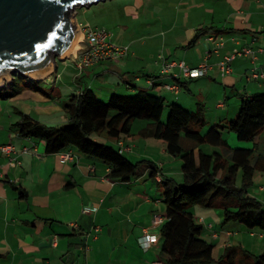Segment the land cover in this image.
<instances>
[{"label":"crops","instance_id":"0c3cea01","mask_svg":"<svg viewBox=\"0 0 264 264\" xmlns=\"http://www.w3.org/2000/svg\"><path fill=\"white\" fill-rule=\"evenodd\" d=\"M160 2L122 0L123 16L143 24L140 34L136 36L129 31L128 25L118 23L119 30L110 31L111 40L127 46V53L117 59L94 63L85 68V72L77 68L74 54L72 70H79L84 77L72 78V84L67 87V98L80 93L83 87L91 88L97 97L103 94L106 98L112 93L133 94L145 90L170 99L190 112H196L202 106L201 113L206 121L201 130L203 133L210 126L234 118L242 98L264 92V79L249 77L252 68L264 71V54L259 50L264 49V0H225L227 19L219 22L220 25H214L212 21L217 10L212 6L176 0V7H164ZM83 8L88 11L90 7ZM165 9H175L166 20ZM75 22L83 24L76 18ZM100 22L94 25L108 28ZM219 43L221 45L217 46ZM243 47L251 48L253 55L235 57L230 62V72L221 74L218 62ZM159 50L166 60H183L189 66L205 61L211 69L205 76L193 79L162 75ZM50 68L46 76L35 79L45 84L51 82L50 90L40 87L45 96L30 93V98L39 103L38 110L65 113L63 108L59 110L49 101L53 94L63 96L54 86L63 72H57V64ZM149 78L154 80L151 86L147 83ZM166 82L176 83L178 90L165 89L163 84ZM7 86L4 90L0 88V99L10 97L3 96L11 89ZM13 113L32 117L31 112L22 108H14ZM19 116L12 117L0 102V144L10 143L17 149V153L11 155L15 159L0 152V264H168L160 243L142 248L138 242L151 215L165 212L156 176L171 177L177 182L183 178L182 160L168 153L163 140L151 135L153 121L135 119L129 133L115 139L103 134L93 136L101 143L108 139L105 144L120 150L128 160L149 162L156 169L154 177L149 176L150 169L146 167L138 177L121 181L108 176V166L74 148L63 150L73 154L72 160L64 161L59 152L46 153L43 141L19 136L14 130V124L21 119ZM63 119L68 120L66 113ZM224 132L222 130L221 136L231 147L241 145L228 132L225 138ZM253 142L255 153L264 155V129ZM183 143L191 147L189 142ZM204 144L198 148L202 150ZM211 146L214 148L211 153L202 151L229 157V149ZM24 147L27 152H21ZM254 164L256 169L247 195L264 205V159H257L255 155L251 162ZM240 182L238 171L236 185L240 186ZM20 190L25 192L24 197L19 195ZM201 207L190 206L188 211L197 223L199 219L203 220L200 237L213 244L214 259L227 246L252 255L264 252L263 230L248 228L238 222L221 224L217 228L205 219L204 214L211 213L209 208L201 212L198 210ZM83 208L93 209L83 212ZM212 210L222 221L221 208L213 207ZM216 248H220L217 255L214 254Z\"/></svg>","mask_w":264,"mask_h":264},{"label":"trees","instance_id":"16d2710c","mask_svg":"<svg viewBox=\"0 0 264 264\" xmlns=\"http://www.w3.org/2000/svg\"><path fill=\"white\" fill-rule=\"evenodd\" d=\"M15 78V77H14ZM12 78L9 83L11 96L20 87ZM41 80L29 79L28 87L40 90ZM108 100L97 97L89 87L72 94L62 103L68 120L60 125H47L22 114L14 124L19 136L37 138L44 143L46 153H57L74 148L82 155L96 159L110 168L108 176L121 181L138 177L143 168L150 169L149 176L156 175L155 167L144 161L132 162L118 149L93 139L95 135L118 138L128 134L135 119L154 122L151 135L166 143V150L182 160L181 182L161 176L158 186L162 191L166 221L160 227V250L167 255L168 264H264V252L252 255L249 252L227 246L222 254L213 257V244L200 237L202 225L197 223L188 208L192 205L218 207L222 210V224L238 222L248 228L257 227L264 231V205L247 195L252 185L256 164L253 157L264 159L255 153L254 138L264 129V92L242 98L236 116L222 124L205 126L202 106L190 112L176 102L165 106L161 95L139 90L133 94L112 93ZM164 107L168 108L162 119ZM222 130L235 134L241 145L231 147L221 136ZM189 142L191 147L183 143ZM207 143L229 149L224 158L218 152L204 153L198 148ZM195 148L197 150H195ZM240 171V186L236 185ZM219 174V175H218ZM19 195L26 194L20 190Z\"/></svg>","mask_w":264,"mask_h":264},{"label":"water","instance_id":"95a60500","mask_svg":"<svg viewBox=\"0 0 264 264\" xmlns=\"http://www.w3.org/2000/svg\"><path fill=\"white\" fill-rule=\"evenodd\" d=\"M105 0H0V86L54 66L79 37L75 14Z\"/></svg>","mask_w":264,"mask_h":264},{"label":"rangeland","instance_id":"374dc122","mask_svg":"<svg viewBox=\"0 0 264 264\" xmlns=\"http://www.w3.org/2000/svg\"><path fill=\"white\" fill-rule=\"evenodd\" d=\"M120 1L122 2V0L100 1L97 4L91 5L90 8L88 9V11L83 7H78V8H76L75 18L78 21L83 22V25L90 23L89 24L90 26H95L94 25L95 23H99L101 21V22L105 23V25H108L107 30L110 29L109 31H111V32L119 30L118 26L116 27V25L118 23H120L122 25L123 24L128 25L130 27L129 31L134 32V35L138 36L141 32V29L143 28V24L139 25L136 22L134 23V21H131L130 17L123 16V14H122V3ZM157 1L159 2V0H157ZM190 1H191L190 4L199 3L200 6H203V7L205 5H209V6L214 7L215 9H217L212 16V19H213L212 21H213L214 25H220V24H218L219 22H224L225 19H227V17H226L227 14H226V12H224V5H226L225 0H190ZM160 5L164 6V7H168V5L176 7V0H161ZM172 11H175V9H173L171 11L165 9V13H163L165 20L167 19V17L173 15ZM109 18H113V19L109 20ZM104 28H106V27H104ZM82 45L83 44L81 43V41H79L78 42V48L82 47ZM158 53H159L158 58H160V57L165 58L163 56L164 55L163 52L160 51V52H157V54ZM74 54L75 53H71L69 55L61 56L60 58L56 59L55 65L57 64V72L59 74H61L63 72V74H62L63 76L56 82V84H54V86L58 90H60L61 93H63V96H58L56 94H53L52 95L53 97L50 98L49 101L53 105L57 106V108H59V110H62L63 100L68 99L67 95H68L69 91L67 90V87L70 86V84H72V78L74 76H79V77H81V79L84 77L83 75L81 76V72L79 70H72V68L74 67V64L71 61H72ZM83 71L85 72V68L83 69ZM13 78L15 79V82L17 83V85L20 87L19 92L15 93L12 96L7 97L5 99H0V102L1 103L3 102L4 106L10 112L12 117L20 118V116L17 115V113H13V109L14 108H19V109L22 108L25 111H28L29 113L31 112V116L35 117V120L37 119L41 123H45L47 125L61 124V123L66 121V119H63V115L65 114L63 111L52 114V113H47V112H44L43 110L37 109L36 106L39 105V103H37L35 101V99L30 98L31 97L30 93L40 94L43 97L45 95L42 94V92L40 90L38 91L36 89L28 87L26 84L29 82V79H27L25 77H21L19 75H15V76H13ZM41 78H42V76H41ZM97 80H99V79H97ZM39 85L42 86L43 90L44 89L50 90V88H51L50 86L52 85V83L49 82V83L45 84L42 82V84L40 83ZM7 87L9 88V86H7ZM10 92H11V89H10ZM182 92H184V90ZM98 95H99L98 98H100L104 101L108 100V98H109V97L106 98V96H103V94L102 95L98 94ZM164 99H165V102H164L165 106H167V104L172 102L170 99H167V98H164ZM35 102H36V105H35ZM164 109L165 110H163V116H162L163 120L165 119L167 112H168L167 107H164ZM202 110H203V108H202ZM60 113H62L63 115H60ZM227 132L230 135L235 137V134L233 132L225 130L224 135H223L225 138L227 136L226 135ZM103 136L105 137V135H103ZM107 141H109V140L107 139L106 142L104 140L105 143H108ZM201 148L204 152H207V153H211L212 150L214 149L211 145H209L207 143L202 145ZM192 206L193 207H200V205H192ZM205 208L206 207H203V208L201 207V209H198V210L203 212ZM212 208H209V210L211 212L210 214H207V213L204 214L205 219L210 220V222L213 225H216V227L219 228L222 224V221L220 219V215L218 216L215 214V212L213 213L212 211L215 209L212 210ZM218 251H220V248L214 249V254L217 255L216 253H218Z\"/></svg>","mask_w":264,"mask_h":264},{"label":"built area","instance_id":"2783aa9c","mask_svg":"<svg viewBox=\"0 0 264 264\" xmlns=\"http://www.w3.org/2000/svg\"><path fill=\"white\" fill-rule=\"evenodd\" d=\"M77 31L81 32L83 44L75 52V62L77 68L80 70L87 68L94 63L100 62L106 59H117L127 53L128 47L123 45H117L111 40V33L107 28L100 26H90L89 24H77ZM221 43L217 44L220 46ZM249 47H243L239 51H236L230 55L224 56L218 62V68L221 74H228L230 72V62L237 56L247 55L248 53L253 55V51ZM260 52L264 54V49H259ZM207 57V56H206ZM205 57V58H206ZM254 58V56H253ZM160 73L162 75L169 76L173 79H178L180 77L185 79H193L205 76L211 69L210 64L203 61L196 66H189L183 60H166V58L160 57ZM177 69V72L174 71ZM250 78H260L264 79V71H256L252 68L249 73ZM153 79H147L149 86L153 85ZM163 87L167 90L177 91L178 85L176 83H164ZM121 144V143H119ZM27 148H22L21 152H27ZM120 151V150H119ZM0 152L10 156V159H15L11 155L17 153V149L13 147L12 144H0ZM59 157L66 161L72 160L73 154L70 151L59 152ZM159 181L161 176L158 174L156 176ZM93 208H83V212H90ZM166 216L163 213H153L150 218L149 225L142 229V235L138 242L142 248H148L154 244H159L160 240V227L166 221ZM202 223L203 220L199 219ZM210 228L211 224H207ZM155 229V231H154ZM149 264H157V262H151Z\"/></svg>","mask_w":264,"mask_h":264},{"label":"bare ground","instance_id":"6f19581e","mask_svg":"<svg viewBox=\"0 0 264 264\" xmlns=\"http://www.w3.org/2000/svg\"><path fill=\"white\" fill-rule=\"evenodd\" d=\"M77 33H78V31H77ZM79 33H80V32H79ZM81 39H82V37H81V33H80V34H79V37H78L76 43L74 44V46L72 47V49H71L67 54H65L64 56L69 55V54H71V53H75V51L78 49V42H79ZM51 67H52V66H51ZM50 70H51V68L48 69L47 71L43 72V73L41 72V74H38V75H36L35 77H36V78H41V76L44 77V76H46V74H47Z\"/></svg>","mask_w":264,"mask_h":264}]
</instances>
